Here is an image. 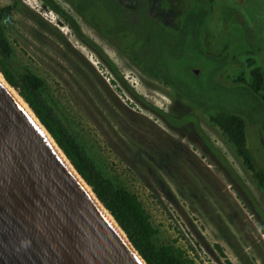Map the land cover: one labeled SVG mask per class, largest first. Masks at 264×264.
I'll return each instance as SVG.
<instances>
[{"label": "rangeland", "instance_id": "1", "mask_svg": "<svg viewBox=\"0 0 264 264\" xmlns=\"http://www.w3.org/2000/svg\"><path fill=\"white\" fill-rule=\"evenodd\" d=\"M12 1L0 0V8ZM21 1L32 14L15 12L9 18L16 65L47 81L56 102L106 171L139 195L158 229V239L182 247L192 259L191 264H264V232L252 210L253 205L264 220V188L247 172L223 132L206 114L195 110L197 129L208 138L206 149L194 126L172 128L163 117L148 110L146 106L155 105L169 111L173 101L169 87L157 80H146L67 0L58 1L79 20L87 38L116 64L123 79L142 96L143 103L122 83L121 89L113 82L118 80L107 64L63 18L58 16L60 25H56L38 11L39 6L48 8L41 0ZM162 2L169 4L167 0ZM186 3L185 0L180 6ZM208 23L215 45H231L230 55L237 53L241 58L252 53L264 65V0H215ZM58 29L69 43L62 40ZM240 71L238 64L229 68L230 75ZM175 141L182 147L178 155L170 149ZM247 141L256 163L264 170V133L260 124L247 126ZM162 147L170 149L167 153L176 164L169 161L163 166L156 162L157 149ZM184 148L193 159L183 157ZM216 150L223 156H215L217 160L222 159L232 172L230 178L213 163L211 152ZM236 184L241 189L247 187L250 210L235 192Z\"/></svg>", "mask_w": 264, "mask_h": 264}, {"label": "trees", "instance_id": "2", "mask_svg": "<svg viewBox=\"0 0 264 264\" xmlns=\"http://www.w3.org/2000/svg\"><path fill=\"white\" fill-rule=\"evenodd\" d=\"M41 1L63 18L80 40L96 51L111 74L117 77L118 81L113 80L114 83L121 89L119 83H122L133 97L144 102L142 96L123 79L116 64L87 38L81 23L71 11L58 0ZM67 1L90 27L129 59L146 80H157L169 87L173 108L166 112L151 105L146 106L148 110L163 117L164 122L172 128L184 124L194 126V132L199 136L195 110L206 114L233 144L235 154L247 172L258 186L264 188V170L256 163L247 145L249 124H260L264 133V65L258 63L252 53L248 52L241 58L237 53L230 55L231 45L222 48L215 45L208 23L215 0H186L183 6L180 4L185 0H167V5L163 4V0ZM31 11L21 0H13L0 8V73L5 81L30 106L68 160H71L77 173L113 215L146 264H191L192 259L182 247L158 239V229L139 195L106 171L67 112L56 102L47 81L34 71L16 65L15 46L9 36L12 26L9 18L12 19L15 12L29 15ZM58 34L64 42L69 43L64 34L60 31ZM221 61H224L223 65ZM236 64L241 71L237 75H230L229 68ZM184 118L187 121L184 122ZM201 137L204 141L208 139L204 135ZM176 143L170 149L176 150L178 155L181 145ZM170 149L158 148L159 161L156 162L163 166L169 161L173 164L175 160L167 153ZM181 154L184 158L188 156L190 160L193 159L186 148ZM211 154L213 163L219 165L221 172L223 170L230 178L228 175L232 172L228 171L222 159L218 161L215 157H223L222 154L217 150Z\"/></svg>", "mask_w": 264, "mask_h": 264}, {"label": "water", "instance_id": "3", "mask_svg": "<svg viewBox=\"0 0 264 264\" xmlns=\"http://www.w3.org/2000/svg\"><path fill=\"white\" fill-rule=\"evenodd\" d=\"M96 199L0 80V264H146Z\"/></svg>", "mask_w": 264, "mask_h": 264}, {"label": "bare ground", "instance_id": "4", "mask_svg": "<svg viewBox=\"0 0 264 264\" xmlns=\"http://www.w3.org/2000/svg\"><path fill=\"white\" fill-rule=\"evenodd\" d=\"M0 80L6 84V86L12 91V93L19 99V101L22 103V105L26 108V110L29 112V114L33 117V119L35 120V122L38 124V126L45 132L46 136L50 139L51 143L54 145V147L56 148L57 152L59 153L60 156H62V158L67 162V165L69 166V168L75 173L77 179H79L82 184H84L85 188L91 193V195L96 199L94 192L92 191L91 187L85 182V180L83 178H81L75 171V168L73 167V165L71 164V162L68 160V158L66 157V155L64 154V152L59 148V146L56 144V142L54 141V139L52 138V136L49 134V132L46 130L45 126H43V124H41L40 120H38L35 116V113L32 112V110L30 109V106H28L26 104V102L21 98L20 95H18L16 93V91L13 89V87H11V85H9L4 77L2 76V74L0 73ZM98 201V199H96ZM99 203V201H98ZM101 208L103 209L104 213L109 217V219L118 227V229L122 232V234L125 236V233L119 228V226L117 225V223L115 222L114 218L112 217V215L109 213V211L103 207V205L101 203H99ZM143 260V262L145 261L143 259V257L141 258ZM145 263V262H144Z\"/></svg>", "mask_w": 264, "mask_h": 264}, {"label": "flooded vegetation", "instance_id": "5", "mask_svg": "<svg viewBox=\"0 0 264 264\" xmlns=\"http://www.w3.org/2000/svg\"><path fill=\"white\" fill-rule=\"evenodd\" d=\"M170 107H172L173 108V103H171L170 104ZM181 126H179V128H180ZM174 128V127H173ZM195 134H197V133H195ZM202 135H204L205 137H206V135L205 134H202ZM197 136H199V135H197ZM200 140H201V142H202V144L205 146L204 148H206V149H208L207 148V145H206V143H205V141H204V139L201 137V135H200ZM182 148V147H181ZM187 149V148H186ZM209 151V150H208ZM235 192L236 193H238V194H240L243 198H244V201L246 202V204L248 205L246 208H248L249 209V206L250 205H252L251 204V200H249V199H247L248 198V195H247V192H248V189H247V187L245 186V189L242 187V189H241V187H239L237 184H236V187H235ZM232 206V205H231ZM234 207H235V209H236V205L234 204ZM238 208H239V206H237ZM240 209V208H239ZM250 210V209H249ZM252 210H253V214H255V216L257 217V221H258V223H259V226H260V228L263 230V232H264V220L262 219V217H261V215H260V211L256 208V210H255V208L253 207V205H252Z\"/></svg>", "mask_w": 264, "mask_h": 264}, {"label": "built area", "instance_id": "6", "mask_svg": "<svg viewBox=\"0 0 264 264\" xmlns=\"http://www.w3.org/2000/svg\"><path fill=\"white\" fill-rule=\"evenodd\" d=\"M38 11L46 18L48 19L50 22L54 23V24H58L59 20H58V14H56L53 10L49 9V8H44L42 6H39ZM62 28H64L63 26H61Z\"/></svg>", "mask_w": 264, "mask_h": 264}]
</instances>
